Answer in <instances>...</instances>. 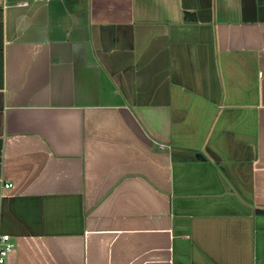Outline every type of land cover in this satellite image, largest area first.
<instances>
[{
	"label": "crops",
	"instance_id": "0c3cea01",
	"mask_svg": "<svg viewBox=\"0 0 264 264\" xmlns=\"http://www.w3.org/2000/svg\"><path fill=\"white\" fill-rule=\"evenodd\" d=\"M3 234L13 264H264V0H0Z\"/></svg>",
	"mask_w": 264,
	"mask_h": 264
},
{
	"label": "built area",
	"instance_id": "2783aa9c",
	"mask_svg": "<svg viewBox=\"0 0 264 264\" xmlns=\"http://www.w3.org/2000/svg\"><path fill=\"white\" fill-rule=\"evenodd\" d=\"M13 185L11 183H5L4 188L9 189ZM15 242L8 234L0 235V264H13L9 261L10 255L15 250Z\"/></svg>",
	"mask_w": 264,
	"mask_h": 264
}]
</instances>
